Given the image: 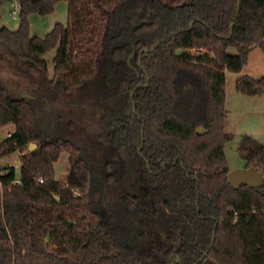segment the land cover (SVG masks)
Segmentation results:
<instances>
[{
  "label": "trees",
  "instance_id": "1",
  "mask_svg": "<svg viewBox=\"0 0 264 264\" xmlns=\"http://www.w3.org/2000/svg\"><path fill=\"white\" fill-rule=\"evenodd\" d=\"M59 1L67 23L31 36ZM18 3L0 28V130L15 127L0 159L20 162L1 177L0 264H264V183L230 185L223 151L224 72L264 52V0ZM239 152L263 176L264 145Z\"/></svg>",
  "mask_w": 264,
  "mask_h": 264
},
{
  "label": "rangeland",
  "instance_id": "2",
  "mask_svg": "<svg viewBox=\"0 0 264 264\" xmlns=\"http://www.w3.org/2000/svg\"><path fill=\"white\" fill-rule=\"evenodd\" d=\"M28 21L31 36L44 38L55 25H65L67 23V3L59 1L54 7L52 14L42 17L31 15ZM18 24V18L12 19L9 16V3L3 2L0 4V28L4 27L10 31H14L18 28ZM229 52L233 54L235 53L234 50H230ZM53 56L54 51L46 57L49 63L48 69L50 73L53 69ZM3 72H7L6 68ZM224 77L226 110L224 131L229 134L230 138L224 144L223 151L226 165L230 171H233L246 168V162L242 159L239 152V146L243 137L252 138L264 145V52L259 48L251 49L243 70L240 73L225 71ZM241 78H251L262 81L260 92L255 96H246L239 93L236 89V82ZM21 93H23V96L28 95L23 91ZM111 117H113V115ZM115 123L114 120L113 124ZM9 129L10 126H6L0 130V142L6 138ZM68 157L69 156L66 153H62L57 163L54 165L55 179L63 187L66 186L69 173ZM19 166L20 162L18 153L0 159V168L13 167L18 169Z\"/></svg>",
  "mask_w": 264,
  "mask_h": 264
},
{
  "label": "water",
  "instance_id": "3",
  "mask_svg": "<svg viewBox=\"0 0 264 264\" xmlns=\"http://www.w3.org/2000/svg\"><path fill=\"white\" fill-rule=\"evenodd\" d=\"M230 33H232V29ZM131 56L132 54L128 56L127 62H129ZM36 149L37 147L35 144H31L28 146V151L31 153L34 152ZM227 179L229 184L235 188L248 187L249 189H258L264 183L262 174L255 167L236 169L230 171L227 175ZM163 240H165L164 234H161V238H156V241L158 243H161Z\"/></svg>",
  "mask_w": 264,
  "mask_h": 264
},
{
  "label": "built area",
  "instance_id": "4",
  "mask_svg": "<svg viewBox=\"0 0 264 264\" xmlns=\"http://www.w3.org/2000/svg\"><path fill=\"white\" fill-rule=\"evenodd\" d=\"M5 2L9 3V16L12 19L18 18L19 11H20L18 0H5ZM14 128H15L14 125H10V129L8 130V132L6 134L7 137H11L13 135V133L15 131ZM9 168H13V167H9ZM9 168H0V186H1V177L8 174ZM37 182H38V184L43 183L42 179H38ZM12 184H14V185L19 184V179L14 180Z\"/></svg>",
  "mask_w": 264,
  "mask_h": 264
},
{
  "label": "flooded vegetation",
  "instance_id": "5",
  "mask_svg": "<svg viewBox=\"0 0 264 264\" xmlns=\"http://www.w3.org/2000/svg\"><path fill=\"white\" fill-rule=\"evenodd\" d=\"M156 234L154 235V237H161V234H164L162 231H156ZM165 236V235H164Z\"/></svg>",
  "mask_w": 264,
  "mask_h": 264
}]
</instances>
